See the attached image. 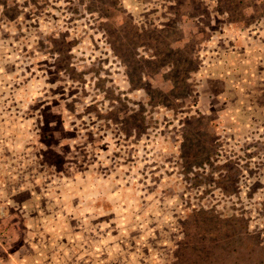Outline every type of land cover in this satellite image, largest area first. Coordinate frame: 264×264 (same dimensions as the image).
Returning <instances> with one entry per match:
<instances>
[{
    "label": "rangeland",
    "instance_id": "374dc122",
    "mask_svg": "<svg viewBox=\"0 0 264 264\" xmlns=\"http://www.w3.org/2000/svg\"><path fill=\"white\" fill-rule=\"evenodd\" d=\"M4 264H264V0H0Z\"/></svg>",
    "mask_w": 264,
    "mask_h": 264
},
{
    "label": "flooded vegetation",
    "instance_id": "af4514ba",
    "mask_svg": "<svg viewBox=\"0 0 264 264\" xmlns=\"http://www.w3.org/2000/svg\"><path fill=\"white\" fill-rule=\"evenodd\" d=\"M0 264H4V262H2V260L0 259Z\"/></svg>",
    "mask_w": 264,
    "mask_h": 264
}]
</instances>
